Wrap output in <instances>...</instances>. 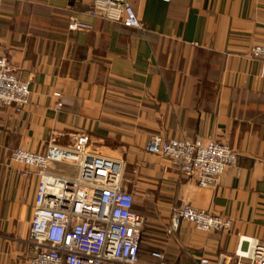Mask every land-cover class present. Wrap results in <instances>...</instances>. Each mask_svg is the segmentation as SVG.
Here are the masks:
<instances>
[{
    "label": "crops",
    "instance_id": "0c3cea01",
    "mask_svg": "<svg viewBox=\"0 0 264 264\" xmlns=\"http://www.w3.org/2000/svg\"><path fill=\"white\" fill-rule=\"evenodd\" d=\"M129 1L144 31L93 17V0H0V57L31 90L23 107L0 105V264H27L34 254L39 179L11 161L13 151L72 148L83 134L93 153L126 163L124 188L146 219L141 264H154L155 251L179 264H215L234 253L239 234L264 244V62L251 56L264 45V0ZM71 17L91 29L72 31ZM155 135L225 143L237 167L200 188L147 152ZM184 204L230 219L231 230L203 233L184 222L169 235Z\"/></svg>",
    "mask_w": 264,
    "mask_h": 264
},
{
    "label": "built area",
    "instance_id": "2783aa9c",
    "mask_svg": "<svg viewBox=\"0 0 264 264\" xmlns=\"http://www.w3.org/2000/svg\"><path fill=\"white\" fill-rule=\"evenodd\" d=\"M90 14L129 29H146L129 0H93ZM70 29L88 31L91 26L71 17ZM251 56L264 62V45L255 46ZM30 95L29 83L17 76L7 57H0V105L23 107ZM62 107L61 101L55 105ZM90 143L83 134L72 148L50 145L44 152L13 151L11 161L34 169L39 179L28 242L34 254L27 264H141L146 219L135 209V195L124 188L126 163L93 153ZM147 152L170 160L203 189L216 187L238 164L237 151L216 140L204 144L155 135ZM58 164L73 165L77 172L55 171ZM184 222L203 233L232 228L230 219L184 204L173 213L168 234H177ZM151 257L154 264H179L162 252H152ZM200 264L210 261L202 259ZM215 264H264V244L239 234L234 253L220 255Z\"/></svg>",
    "mask_w": 264,
    "mask_h": 264
},
{
    "label": "rangeland",
    "instance_id": "374dc122",
    "mask_svg": "<svg viewBox=\"0 0 264 264\" xmlns=\"http://www.w3.org/2000/svg\"><path fill=\"white\" fill-rule=\"evenodd\" d=\"M60 170H67V171H70L72 173H76L77 172V170H76V168L74 166H67V165H64V164H58V170L57 171H60Z\"/></svg>",
    "mask_w": 264,
    "mask_h": 264
}]
</instances>
